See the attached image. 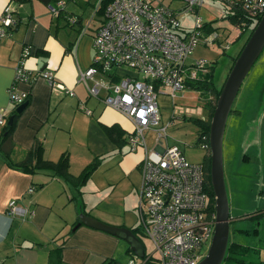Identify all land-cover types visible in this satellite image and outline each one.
Here are the masks:
<instances>
[{
    "label": "crops",
    "instance_id": "1",
    "mask_svg": "<svg viewBox=\"0 0 264 264\" xmlns=\"http://www.w3.org/2000/svg\"><path fill=\"white\" fill-rule=\"evenodd\" d=\"M6 6L11 7L15 22L0 37V112L5 122L16 109L9 102L7 90L25 45L32 49V54L25 59L30 71L50 70L55 82L73 92L68 95L41 78L30 84H17V89L29 96L11 132L13 160L21 159L24 151L39 141L46 160L57 161L61 153H68L69 172L73 176L94 157H101V161L78 193L72 184L44 171L27 174L10 168L0 154V264H48L49 251L58 246L61 247L60 264H119L118 249L123 239L82 223L76 226L77 203L83 204L87 214L114 226L134 228L141 224L142 218L140 163L145 150L138 147L130 151L127 143L119 147L113 142L107 128L127 134L133 128L132 123L101 99L90 96L78 80L79 72L91 65L92 40L98 26L92 35L80 34L83 19L77 13V0H65L58 15H52L38 0L25 3L0 0V18ZM72 16L78 20L71 24L68 18ZM259 73L248 86L244 106L254 101L255 92L260 93V103L263 101L264 74ZM85 108L90 110L89 114ZM241 111L242 108L237 110ZM2 133L3 124H0V137ZM152 138L153 133L149 132V144ZM30 188L33 190L29 191ZM11 200L26 213L9 214ZM230 218L229 242L247 247L246 255L255 256L248 264H264V248L249 244L243 238L251 231L259 235V229L235 227L233 222L244 218L240 215H230ZM63 235H66L64 240ZM141 236L138 235L144 253ZM127 246L130 257L136 255Z\"/></svg>",
    "mask_w": 264,
    "mask_h": 264
},
{
    "label": "built area",
    "instance_id": "2",
    "mask_svg": "<svg viewBox=\"0 0 264 264\" xmlns=\"http://www.w3.org/2000/svg\"><path fill=\"white\" fill-rule=\"evenodd\" d=\"M96 1L97 13L103 0ZM180 1L183 5L179 9L164 0L109 1L93 36L91 65L79 72L78 80L90 96L101 99L132 123V130L126 134L129 150H145L140 163V226L153 251L144 252L141 258L133 255L125 264H196L203 256V244L211 240L214 232L215 211L205 188L204 164L187 160L176 144L168 142L167 128L172 120L161 123L158 103V96L165 94L162 89H169L172 98L176 90L186 87V81L208 71L204 59H191L197 44L208 46L219 41L217 30L207 29L198 16L190 30L181 27L178 20L180 12L197 13L206 0ZM211 1L220 3L231 15L238 13L256 19L264 14V0ZM64 5L65 0H57L47 9L58 15ZM77 20L74 16L68 18L71 24ZM14 22L12 9L6 6L0 18V37L7 34ZM31 54V47L23 46L7 90L10 103L18 106L27 101L29 94L18 90L17 84H30L38 78L73 95L70 89L54 81L52 71H30L25 59ZM85 112L89 114L90 110L85 108ZM177 114L173 111L171 118ZM4 123L0 112V124ZM149 132L153 133L152 146L147 141ZM202 147L209 148V144L202 143ZM8 211L12 215L26 213L15 200L9 201Z\"/></svg>",
    "mask_w": 264,
    "mask_h": 264
},
{
    "label": "rangeland",
    "instance_id": "3",
    "mask_svg": "<svg viewBox=\"0 0 264 264\" xmlns=\"http://www.w3.org/2000/svg\"><path fill=\"white\" fill-rule=\"evenodd\" d=\"M164 2L170 4L174 9H179L183 5L180 0H172L171 2L164 0ZM96 6V0H91L89 3L86 0H77V13H81L83 19L80 34L92 35L95 26L101 24L102 15L95 12ZM197 16L202 23L211 24L212 28L217 30L219 41L208 46L198 43L191 59H204L208 65L212 63L214 66L213 84L219 88L228 72L232 61L231 57L239 50L248 36L250 28L240 33L241 29L227 18V12L223 10L222 5L211 0H206L197 13L192 11L180 12L178 20L181 27L190 30L195 27ZM125 70L128 69L125 68ZM258 71L264 74V48L233 101L224 128L222 151L229 213L231 216L240 215L244 218L233 222L232 225L251 230L255 227L258 228L259 235H254L251 231L249 236L243 238L249 244H259L264 248V215L258 220L252 217L258 211H264V96L260 103V93L255 92L254 101L243 105V98L248 86ZM101 81L106 83L104 79ZM162 90L170 93L167 88ZM202 91V88L186 86L181 90H176L172 98L163 94L158 96L161 123L172 120L167 128L168 142L176 144L183 151L186 159L192 162H203L207 154V150L196 143L199 134L198 125L190 120L192 117L204 119L208 117V111L205 108L202 109L204 102ZM241 108V113L237 112ZM173 111H177L178 114L174 119H171ZM149 145L152 146L151 143ZM85 191H87L86 188ZM141 237L145 253H151L153 251L151 241L146 236ZM210 241L208 240L202 246L203 256L208 251ZM119 245L118 263L125 264L130 257L128 246L122 240ZM153 258H156V254L153 255ZM244 259L245 263L248 264V260H255V256L252 254L245 255ZM221 264L229 263L222 261Z\"/></svg>",
    "mask_w": 264,
    "mask_h": 264
},
{
    "label": "trees",
    "instance_id": "4",
    "mask_svg": "<svg viewBox=\"0 0 264 264\" xmlns=\"http://www.w3.org/2000/svg\"><path fill=\"white\" fill-rule=\"evenodd\" d=\"M19 3L29 2L31 0H16ZM41 3L45 4L46 6L49 4H55L57 0H38ZM111 0H103L100 9L97 10L98 14H102L103 7ZM61 11V10H60ZM60 13V12H59ZM238 15V16H237ZM227 18L236 26L241 29V33L245 31L247 28H250L249 34L252 32L258 21L261 17L256 19L247 17L243 14L234 13V15L227 14ZM244 22V23H242ZM207 29H213L211 24H205ZM12 26L9 28L11 29ZM248 36L240 46L239 50L235 53L234 56L231 57L232 61L228 68V72L235 61L240 49L242 48L243 44L247 40ZM38 52V51H37ZM208 71L206 73L199 72V76L196 78L186 81V86L192 88H202V109L208 111L207 119L204 118H196L192 117L194 123H196L199 127V134L196 143L202 147V143L209 144L208 135H209V125L212 113L215 108V103L220 93L221 87L225 81L222 82L219 88L215 87L213 84V65L212 63L208 66ZM227 72V74H228ZM226 74V76H227ZM17 107V106H16ZM20 113L14 110L12 114V121L10 124L6 122L3 124V133L0 137V154L4 160V162L10 168L15 170L27 173V174H35L38 171H44L49 174L51 177H58L63 179L65 182L72 184L77 188L78 193H80V188L88 181L93 171L98 167L101 161V157H94L91 162H89L77 176H73L69 172V156L67 152L61 153L57 161H49L44 158V147L43 144L39 141H35L34 145L25 150L21 159L15 161L12 158V153L14 150V144L11 141V132L15 126L16 118L19 116ZM185 118V117H184ZM174 119V118H171ZM110 137L112 138L113 142L117 144L119 147L123 146L126 143V134L124 131L114 130V128H107ZM204 148V147H203ZM207 150V154L203 159L204 170H205V188L209 195V203L213 211H215V197L212 190L211 182H210V152L209 148H205ZM33 190V188H30ZM16 202V201H15ZM17 204V203H16ZM77 211L86 213L84 210V206L82 203H77ZM9 212V211H8ZM11 214V213H9ZM12 215V214H11ZM264 215V211H258L252 217H255L257 220ZM79 221V216L77 219V223ZM131 230L137 234H142L141 226H136L131 228ZM256 230V229H255ZM139 233V234H138ZM66 235L62 236L64 240ZM60 246L55 247L49 251V263L48 264H60ZM247 247H242L240 244L229 242L227 245V249L225 252V256L223 262H228L229 264H242L245 263L244 256L247 254ZM128 253H130V249H128Z\"/></svg>",
    "mask_w": 264,
    "mask_h": 264
},
{
    "label": "water",
    "instance_id": "5",
    "mask_svg": "<svg viewBox=\"0 0 264 264\" xmlns=\"http://www.w3.org/2000/svg\"><path fill=\"white\" fill-rule=\"evenodd\" d=\"M263 48L264 14L248 36L233 62L221 87L211 116L208 141L210 152V182L215 197L216 222L208 251L196 264H221L225 256L229 241V223L231 218L223 173V133L228 114L231 111L233 101L239 88ZM26 105L27 101L19 104L16 107V112L20 113ZM11 121L12 117L8 119L7 123L10 124ZM78 216L79 222L76 226L82 223L86 226L117 236L129 245L137 257H143L144 253L140 239L131 228L110 225L83 212H79Z\"/></svg>",
    "mask_w": 264,
    "mask_h": 264
}]
</instances>
